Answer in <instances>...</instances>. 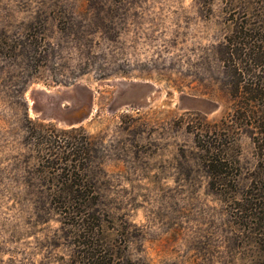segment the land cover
Instances as JSON below:
<instances>
[{
  "label": "rangeland",
  "instance_id": "1",
  "mask_svg": "<svg viewBox=\"0 0 264 264\" xmlns=\"http://www.w3.org/2000/svg\"><path fill=\"white\" fill-rule=\"evenodd\" d=\"M260 1L0 0V264H264L203 167L264 164Z\"/></svg>",
  "mask_w": 264,
  "mask_h": 264
},
{
  "label": "trees",
  "instance_id": "2",
  "mask_svg": "<svg viewBox=\"0 0 264 264\" xmlns=\"http://www.w3.org/2000/svg\"><path fill=\"white\" fill-rule=\"evenodd\" d=\"M258 6L261 8L264 7V1H260ZM253 32H255V28L247 29L243 26L240 27L235 33L242 34L246 37L251 36ZM261 41L263 40L261 39ZM22 54L27 57V52H25V50L22 51ZM253 56L254 57L250 56L248 60L253 62H262L263 56H261V54H255ZM235 71L236 70H234V74L236 73ZM26 84V81L20 82V87L15 91L14 98L15 104L23 109L24 117L28 119L27 113L25 112V102L23 98ZM244 94L247 97L245 99L252 103L258 101L257 95L261 96V94L258 93L257 84L253 82L249 84V87H245ZM261 99L262 98H260V100ZM256 112L251 111L249 112V115L245 112L242 117L247 118L249 116L255 115ZM258 127L260 128V122L258 123ZM260 134H264L261 129ZM213 148L219 150L220 145H213ZM257 149L260 151L261 156L264 155V140L261 141L260 144L257 143ZM222 156L224 157L222 152H216L215 155L211 157V159L208 157V163L203 165L206 173L211 178L210 184L213 189H217V193H230L228 200L230 206V218H232L234 221L241 220L243 224H245L243 225L244 231H247V233L253 236L254 239L256 238L257 240L264 242V164L256 165L252 171H250L249 177H247L245 180L246 182H242L239 176L240 168L237 166V164L233 165V167L234 170L238 172V174L233 172L228 173V170L233 169V167H229L227 162H221L219 159ZM69 161L71 162V160ZM67 189L71 190V184L67 185ZM48 202L49 205H52L51 209L56 210L59 214L75 216L97 212L98 202L100 201L98 198H84L82 196H58L54 199H50ZM43 203L44 204H42L40 208L45 210L46 203ZM76 225L78 226L79 230L83 229L84 231L89 226L92 227L93 223H90L89 219L87 218V220L77 222ZM71 226H73L72 223ZM86 254L87 252H85V255ZM95 257L96 256L93 254L91 256L90 253V256L87 257V264H96L95 262H97V258Z\"/></svg>",
  "mask_w": 264,
  "mask_h": 264
},
{
  "label": "water",
  "instance_id": "3",
  "mask_svg": "<svg viewBox=\"0 0 264 264\" xmlns=\"http://www.w3.org/2000/svg\"><path fill=\"white\" fill-rule=\"evenodd\" d=\"M37 91V90H36ZM36 91L35 90H31L30 92H29V94H28V97H29V99L31 100V97H33V95H34V98H33V100H31V102H32V104H34L35 103V93H36ZM33 111V113H35V114H37L38 112H34V110H32ZM90 116V113L88 112L86 115H85V117L83 118V119H87L88 117ZM83 119L81 118L80 120H78V122H74V123H72L71 125L73 126V125H75V124H79V123H81L82 121H83Z\"/></svg>",
  "mask_w": 264,
  "mask_h": 264
}]
</instances>
